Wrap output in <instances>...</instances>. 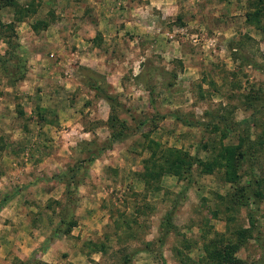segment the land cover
Wrapping results in <instances>:
<instances>
[{"label": "rangeland", "instance_id": "obj_1", "mask_svg": "<svg viewBox=\"0 0 264 264\" xmlns=\"http://www.w3.org/2000/svg\"><path fill=\"white\" fill-rule=\"evenodd\" d=\"M259 4L0 0V264H195L213 242H236L240 264H264ZM252 112L250 148L246 159L233 152L229 181L224 147L247 142L226 126ZM111 133L120 136L82 168ZM76 167V225L53 233L63 184L52 176ZM251 173L257 207L241 195Z\"/></svg>", "mask_w": 264, "mask_h": 264}, {"label": "trees", "instance_id": "obj_2", "mask_svg": "<svg viewBox=\"0 0 264 264\" xmlns=\"http://www.w3.org/2000/svg\"><path fill=\"white\" fill-rule=\"evenodd\" d=\"M258 3H260V8L258 9H264V0H257ZM254 16L256 15V12L254 11L252 13ZM17 57L19 58V55L14 56V58ZM11 60V59H10ZM13 71V70H12ZM94 89H96L98 91V93H100V98L104 99L108 105L113 108L117 105H119V101H117V97L108 92V91H104L103 89H101L100 86L94 85ZM148 94L151 93V89L147 90ZM174 119L178 120L180 123L185 124V125H193L195 126L197 123L194 121H189L186 120L180 116H177L175 114L172 115ZM254 113L252 112L250 115H248L246 118L241 119L239 121H237L233 127H227V131L231 130H241V132L243 133V135L245 134V141L246 143V147L244 149H240V145L234 146V147H224L225 150V154H224V166L226 169V172L228 173V180L229 181H236L237 176H236V172H235V165H234V161L236 160V157L232 156L233 152L235 151L237 153V157H239V159H246L247 157V150H249L250 145H248L249 142V128L252 122H254ZM112 116L109 117V120L111 121ZM217 121L222 122L224 125L226 124L224 117L221 115H217L216 117ZM118 136H120L119 133L114 134L111 133L110 136L106 139L103 140L101 142V144L98 145V147H95V149H89L88 151L85 152L84 157L81 159V163L83 164L82 168H85L87 164H89L90 162H92L95 158H97L98 156H100V154L106 150L107 148H109L113 142V140H115V138H118ZM164 152V151H163ZM162 151H160V153H163ZM166 152H169L170 154H173V159L170 160L171 162V166H173L174 168H177L180 166V164H185L183 170L184 171H188L189 167H190V163H185L184 160H182L181 156H180V151L178 149H167ZM153 158V157H152ZM151 156L148 157V160H150V162L152 160ZM78 167L76 168H70L67 169L63 172H60L58 174H55L54 176H52V178L56 179L58 182H61L63 184V202L62 205L57 216H58V220L57 223L55 224V227L53 229V233H62V234H68L71 229L76 225V219L74 217V207L76 204V194H75V190L76 187L78 185ZM144 173L147 174L148 170L147 167L144 165ZM260 181L258 180V178H256L254 175H252V173L250 175H248V179L246 181L245 184V188H242V192L241 195L243 194V192L245 191V195L244 197L248 200H250V203L253 204L255 207H257V205L261 202V198L263 196L262 191L259 189L260 186ZM6 198L2 199V202L5 201ZM0 201V206L1 203ZM168 215L167 218L165 219V223H164V228L162 230V236L166 235V232L168 231V227H169V221H168ZM241 232L237 233L238 237H243V234ZM162 242V238L160 237V244ZM238 247V244L236 242H228L225 244H222L221 246H219L217 243L213 242L210 246L208 245V247H206L205 249V258L201 259L199 262H195V264H204L206 263L205 261L208 260L210 261L212 264H240V259L238 257H236L234 255V252L236 251ZM205 260V261H204ZM23 264V263H20ZM39 264H45L44 262L39 261Z\"/></svg>", "mask_w": 264, "mask_h": 264}]
</instances>
